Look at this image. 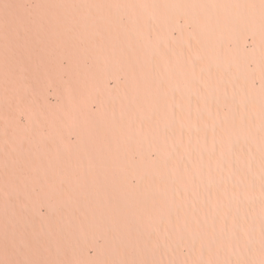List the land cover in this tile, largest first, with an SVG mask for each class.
<instances>
[{"label":"rangeland","instance_id":"rangeland-1","mask_svg":"<svg viewBox=\"0 0 264 264\" xmlns=\"http://www.w3.org/2000/svg\"><path fill=\"white\" fill-rule=\"evenodd\" d=\"M179 1L0 0V127L40 151L65 146L102 103L96 123L115 122L133 138L128 154L153 165L137 175L118 168L120 181L148 186L120 221L132 227L77 214L85 222L72 225L66 251L35 247L11 264H264V15L258 27L239 22L251 0H228L230 16L200 26ZM196 5L203 16L216 3ZM65 172L79 185L80 170Z\"/></svg>","mask_w":264,"mask_h":264},{"label":"bare ground","instance_id":"bare-ground-1","mask_svg":"<svg viewBox=\"0 0 264 264\" xmlns=\"http://www.w3.org/2000/svg\"><path fill=\"white\" fill-rule=\"evenodd\" d=\"M177 1L180 3L179 0ZM213 1L216 3L214 12L212 13L210 10H207V13L201 16L198 11L196 12L197 0H186L189 12H194L193 16L198 19L200 26L203 20L214 24V21H221L224 16L231 15V9L226 5L228 0H210L212 4ZM250 3L252 6L247 5L246 7L237 9V20L245 24L252 23L258 27L260 19L255 18V15H264L263 0H251ZM257 5L258 7H256ZM204 7L208 9L206 5ZM218 17L221 19H218ZM261 20L263 21L264 19L262 18ZM205 31L207 32L206 29ZM220 31L222 30L220 29ZM220 35L222 36V34ZM207 36L210 37V31L208 35H205V37ZM165 50L167 49L165 48ZM149 65L148 67L151 71L152 65L156 67L155 71L161 72L164 69L161 67L159 61L154 62L152 65L149 63ZM138 66L143 68L141 65ZM179 70L181 74L185 73L182 71V68ZM119 82L120 79L117 78L116 86H119ZM159 83V78H157V81L154 83L156 89L160 87ZM97 105V110H89L91 115L88 120H91V124H93L89 126L91 128L77 134L76 140L64 143L65 146L61 144L57 145V141L55 143L52 142L53 145L45 143L42 145V150L40 151V146H38L35 140L22 141L16 137L13 130H10L6 126L4 130L3 126L0 127V177H2L0 178V264H11L15 256L17 254L21 255V253L31 258L36 250L35 247L39 248L41 254L44 253L47 256L50 254L46 251L47 249L62 254L71 243L67 238L68 232L74 229L72 225H77L76 228L80 229L82 223L85 222V218L80 219V217L78 219L76 217L77 214H83L92 223L103 221L99 216L100 214H105L109 217L106 222H110L109 226L116 231H124L132 227V225L128 224L122 225L120 221L128 220L127 218L131 216L135 206L134 201L141 198V193L148 186H145L144 182L133 185L127 179L128 177H124L123 181H120L122 178L118 168L122 166L130 170L131 175H137L141 171H150L153 169V165H140L134 159L137 156L132 158L128 154L133 152V148L131 147L133 138L128 133H125L120 126L117 127L115 122H108L109 120L105 122L103 119L100 123H96V115L99 112L101 113L103 109L102 103H97ZM137 131L136 129L135 132ZM124 145L126 146L123 148ZM62 148H68V151L79 150V160H75L73 156L66 154L61 150ZM119 148H122V154L118 153ZM155 161L157 159L154 160V163ZM75 169L81 172L82 180L77 181L79 185L75 184V181H72L73 175L65 172V170L73 172ZM93 170L96 172L90 173ZM91 174L93 175L91 176ZM114 181H118L119 184H114ZM2 189L11 190L12 192L4 195L1 192ZM28 190H30V194H28ZM35 191L40 192L36 193ZM65 204L70 210L69 215L62 213L63 205ZM42 207H45V213H42ZM181 215L180 212V217ZM69 216L71 217L69 218ZM71 222L74 224H71ZM65 225H68V227ZM6 230L11 234L9 237L4 234ZM222 240L227 241L225 239ZM219 242H221L220 239ZM16 246H18L19 251L16 250ZM253 247L254 245L251 248ZM214 249L211 251H214ZM217 249H215V253ZM220 249L218 250L220 251ZM162 250L165 249L163 248ZM254 250V248L251 250L252 253H254ZM256 254L259 253L257 252ZM213 260L215 261L214 258ZM195 262L198 263V261ZM234 264L248 263L235 262Z\"/></svg>","mask_w":264,"mask_h":264}]
</instances>
